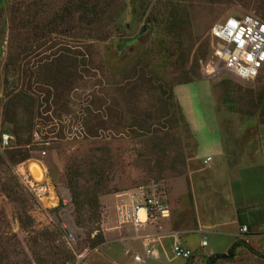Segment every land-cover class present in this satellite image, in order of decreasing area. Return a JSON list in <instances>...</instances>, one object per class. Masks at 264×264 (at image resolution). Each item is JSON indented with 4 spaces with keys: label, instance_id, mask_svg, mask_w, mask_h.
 Masks as SVG:
<instances>
[{
    "label": "rangeland",
    "instance_id": "1",
    "mask_svg": "<svg viewBox=\"0 0 264 264\" xmlns=\"http://www.w3.org/2000/svg\"><path fill=\"white\" fill-rule=\"evenodd\" d=\"M263 11L264 0H136L134 9L129 0H0V134L11 137L0 144V264H206L210 250L227 253L234 226L186 232L196 252L184 260L169 239L159 251L161 217L137 237L126 215L147 195L171 216L193 196L250 188L262 198L264 66L250 81L223 68L211 26L228 15L264 20ZM123 38L133 42L117 51ZM160 41L174 49L169 60ZM23 161L71 200L36 201L14 172ZM91 161L107 175L102 185L86 181ZM76 168L99 206L76 207L65 177ZM250 243L215 264H264V235ZM146 248L155 257L136 262Z\"/></svg>",
    "mask_w": 264,
    "mask_h": 264
},
{
    "label": "built area",
    "instance_id": "2",
    "mask_svg": "<svg viewBox=\"0 0 264 264\" xmlns=\"http://www.w3.org/2000/svg\"><path fill=\"white\" fill-rule=\"evenodd\" d=\"M211 34L218 41L215 48V55L223 62V68L232 73L239 79L250 81L254 80L259 71L264 66V21L250 14L228 15L211 26ZM10 135L0 134V144L7 147ZM210 157H207L206 161ZM205 161V162H206ZM30 161H23L15 166L14 172L20 182L33 195L36 201L42 205L45 203L49 208L66 205L69 198L60 196L54 184L42 170L40 178H35L29 170ZM169 209L166 203L155 195H147L140 201L132 203L126 220L135 227V234L140 230L137 227L145 225L149 221L157 222L158 218L167 217ZM158 223V222H157ZM158 224L157 228L160 229ZM247 227L242 225L240 232H246ZM136 236L138 237V235ZM67 241L72 242L74 235L69 231L66 233ZM207 244L206 238L200 240V246ZM171 251L175 258L184 260L192 256V251L188 247L176 242L173 243ZM128 252V249H125ZM155 250L146 248L145 254H134L133 259L139 263H145L146 258L155 257Z\"/></svg>",
    "mask_w": 264,
    "mask_h": 264
},
{
    "label": "crops",
    "instance_id": "3",
    "mask_svg": "<svg viewBox=\"0 0 264 264\" xmlns=\"http://www.w3.org/2000/svg\"><path fill=\"white\" fill-rule=\"evenodd\" d=\"M207 157H210L208 160L209 162L212 161L211 156ZM205 159L206 157L204 160ZM208 161L206 163H208ZM222 165L224 166V164ZM211 166H213V164H211ZM226 170L227 166L225 165L224 170L216 176L218 177L217 183H219V185L225 181ZM241 170H243V168L240 169L239 174ZM254 173L255 171H253V174ZM228 182L229 180L227 178L226 183L229 188ZM220 194L221 193L218 195ZM222 194H224V192ZM256 197L257 195L254 191L250 188H245L241 190L237 196H234L231 192L227 191L225 196H220L216 199L193 196L192 199L187 198L183 200L190 201V203L187 206H182L185 208H177L172 216L170 210L169 217L159 219L158 223L161 227L158 232L161 233L158 239H160L161 248L163 240L169 239L170 244L172 242H178L191 249L193 253L192 255L194 256L196 251L187 246L189 243L184 238V234L189 231H208L213 227L224 228V226H234V230L231 233L226 232L225 228L223 231H217L219 234L229 233L234 237L230 245H232L236 239L240 238L246 241L248 245L253 246V244L250 243V240L255 236L264 235V192L262 193V198L260 200L259 197ZM242 225L247 227V230L244 233L240 232ZM250 227H253L251 228L252 230H250ZM154 228L151 227L146 231L153 232ZM203 237H201L200 240ZM207 245L208 242L205 246ZM159 251H161V254H164L166 248L164 247L162 250L159 249ZM210 253L212 254L214 252L210 250Z\"/></svg>",
    "mask_w": 264,
    "mask_h": 264
},
{
    "label": "trees",
    "instance_id": "4",
    "mask_svg": "<svg viewBox=\"0 0 264 264\" xmlns=\"http://www.w3.org/2000/svg\"><path fill=\"white\" fill-rule=\"evenodd\" d=\"M129 1H130L131 6L134 9L136 0H129ZM121 10H122V7H121ZM263 15H264V13H263ZM150 20H151V16L148 17L147 21L150 22ZM261 20H263V19H261ZM154 25H159V24L154 23ZM145 28H147V27L145 26ZM118 42L119 43H117V49H116L117 51L119 50V45L122 43V39H120ZM131 42H133V41H131ZM128 43H130V42H128ZM173 51H174V49L171 46L167 45V42H165V41L159 42V48H158L157 53L162 52L165 60H169L171 58ZM113 57H115L117 59L118 56L114 55ZM17 96H21V94H17ZM262 98H264V95H262ZM12 101H13V99L9 98L7 102L11 103ZM95 162L96 161H91L90 164L92 166L90 168H88L87 171L84 173H86V174L88 173V178L86 179L87 182L92 181L93 185L99 186V185H102L103 180L107 179V175L105 173H103L101 168L98 167V163L96 165ZM79 176H83V173H80L79 168H76L75 172L72 175L65 176L67 184L70 187V189L72 190V193H71L72 199L74 200L76 207L79 210H81L83 208L84 204H88V203L91 206H95V207L99 206L98 198L96 196H93L92 198H90L89 197V191H87V190L84 192L81 191L80 183H79ZM83 194H84V197L82 198L81 196ZM238 247L251 248L246 241L238 238L230 246L227 253H217V254L212 253V254L207 255L206 264H215V262L217 260L229 257L230 255L233 254L235 249H237Z\"/></svg>",
    "mask_w": 264,
    "mask_h": 264
},
{
    "label": "bare ground",
    "instance_id": "5",
    "mask_svg": "<svg viewBox=\"0 0 264 264\" xmlns=\"http://www.w3.org/2000/svg\"><path fill=\"white\" fill-rule=\"evenodd\" d=\"M29 170L33 174L35 178H40L42 174V170L40 169L37 163H29Z\"/></svg>",
    "mask_w": 264,
    "mask_h": 264
},
{
    "label": "water",
    "instance_id": "6",
    "mask_svg": "<svg viewBox=\"0 0 264 264\" xmlns=\"http://www.w3.org/2000/svg\"><path fill=\"white\" fill-rule=\"evenodd\" d=\"M144 28H145V27H143V28L141 29V31L139 32V34H138L136 37H138V36L143 32ZM136 37H134V39H135ZM132 39H133V38H132ZM132 39H131V38H123L121 44H124V43H126V42H128V41H132Z\"/></svg>",
    "mask_w": 264,
    "mask_h": 264
}]
</instances>
